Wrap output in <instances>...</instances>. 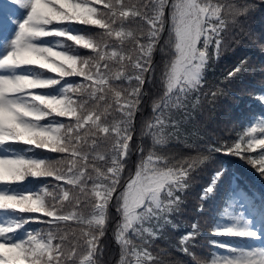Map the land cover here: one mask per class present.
<instances>
[{
	"label": "snow or ice",
	"instance_id": "snow-or-ice-1",
	"mask_svg": "<svg viewBox=\"0 0 264 264\" xmlns=\"http://www.w3.org/2000/svg\"><path fill=\"white\" fill-rule=\"evenodd\" d=\"M30 7L19 23L11 50L0 58V71L38 66L58 78L29 74H0V145L22 142L61 155L55 160L25 156H0V184L24 181L28 176L54 181L41 192L15 194L0 190V209L34 212L47 226L26 239H0V264H100L101 237L108 231L114 207L121 220L115 239L121 245L118 264H153L160 261L150 247L128 236L141 210L151 211L165 191L182 189L190 172L206 157L178 159L157 155L134 145V120L144 102L145 83L162 91L153 100L154 123L142 129L153 144L178 139L180 120L190 116L209 93L203 91L202 70L222 51L225 34L237 17L254 5L221 0H25ZM77 22L97 26L91 35L50 29L53 23ZM58 36L91 50L79 56L36 43ZM159 53L160 61L153 59ZM243 62L224 80L242 73ZM77 75L79 83L68 84L60 95H44L37 89ZM195 91L196 95H185ZM223 93L218 85L215 99ZM195 99V103L193 100ZM264 100V96L260 97ZM182 115L175 116L177 108ZM68 118L67 122L42 125L46 117ZM264 125L248 128L234 144L215 150L242 155L264 150ZM248 137V139H245ZM213 147V146H212ZM101 149H104L101 151ZM153 149H156L153 146ZM141 154L134 175L125 177L129 157ZM157 150V149H156ZM264 174V151L247 157ZM211 191V188L208 189ZM178 199V198H177ZM171 203L164 199V204ZM43 214V215H39ZM0 225V237L19 227ZM218 234L255 236L251 230L228 227ZM187 239V238H185ZM184 251H187L185 248ZM198 264H203L201 260ZM212 264H264V250L242 252L236 257H217Z\"/></svg>",
	"mask_w": 264,
	"mask_h": 264
},
{
	"label": "trees",
	"instance_id": "trees-1",
	"mask_svg": "<svg viewBox=\"0 0 264 264\" xmlns=\"http://www.w3.org/2000/svg\"><path fill=\"white\" fill-rule=\"evenodd\" d=\"M221 2L239 3L240 0ZM247 2L254 6L238 16L225 34L221 53L215 56L214 49H210L213 57L207 61L201 76L205 81L203 91L209 95L202 98L196 107L189 106L190 116L179 122L178 139L154 145L151 135H142V129L146 131V125L154 123L153 100H157L162 91L156 84L145 83L146 95L134 120L133 136L134 145L144 149V158L150 151H156L157 155H175L178 159L195 157L198 152L206 157L190 172L182 189H173L171 196L167 191L162 193L152 210H141L128 230L129 237L149 246L153 255H159L165 264H198L199 260L203 264H212L217 257H236L247 252L255 236L218 234L216 230L233 227L254 231L250 226L252 221L264 227V174L247 158L258 157L264 150L253 149L247 154L236 155L214 148L225 143L234 144L248 128L264 125V100L260 99L264 96V0ZM48 27L86 36L100 31L97 26L77 22L53 23ZM39 40L42 45L58 47V51L79 56L91 54V50L63 37L48 36ZM153 59L160 61L158 52L154 53ZM241 62L244 64L242 73L224 80L227 73ZM28 67L34 75L58 78L57 73L49 70ZM81 79L77 75L65 77L56 85L35 91L44 95H60L66 85L79 83ZM217 85L223 93L213 99L211 92L216 91ZM185 95L195 96L196 92H186ZM172 114L182 115L179 106L172 109ZM67 119L50 116L39 123L47 125L67 122ZM253 135L258 139L264 138V133ZM5 146L16 156L39 160H55L61 155L22 142H8ZM140 159V152L134 150L129 157L125 177L134 175ZM52 183L54 181L50 177L28 176L24 181L0 184V187L10 193L25 194L41 192ZM164 199L171 203L164 204ZM110 211L113 218L108 222V231L101 237L103 251L99 257L100 264H118L120 260L121 245L115 239L114 230L121 216L114 207ZM37 215L29 211L0 209L5 226L20 225L5 234L7 238L20 241L26 239L28 233L44 229L47 225L42 222L43 218L37 219ZM153 264L161 262L154 261Z\"/></svg>",
	"mask_w": 264,
	"mask_h": 264
},
{
	"label": "rangeland",
	"instance_id": "rangeland-1",
	"mask_svg": "<svg viewBox=\"0 0 264 264\" xmlns=\"http://www.w3.org/2000/svg\"><path fill=\"white\" fill-rule=\"evenodd\" d=\"M30 7L25 3V0H0V58L7 54L11 50V41L15 39V35L18 32L19 23L26 19ZM36 43H40L38 40ZM29 74L34 75L28 66H22L15 69H8L6 71H0V74ZM0 156H16L13 152H7L3 145H0ZM0 190L6 191L2 188ZM9 192V191H8ZM153 207L157 202H152ZM0 225H6V222L0 218ZM255 235V243L247 249V251L264 250V229L258 225H251ZM0 239L6 240L7 237H0ZM19 241V240H18ZM15 239H11L10 242H18Z\"/></svg>",
	"mask_w": 264,
	"mask_h": 264
}]
</instances>
